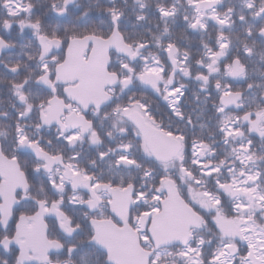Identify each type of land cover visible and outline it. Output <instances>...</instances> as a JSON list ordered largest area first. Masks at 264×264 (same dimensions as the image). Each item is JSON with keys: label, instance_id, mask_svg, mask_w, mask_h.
Returning <instances> with one entry per match:
<instances>
[{"label": "snow or ice", "instance_id": "obj_1", "mask_svg": "<svg viewBox=\"0 0 264 264\" xmlns=\"http://www.w3.org/2000/svg\"><path fill=\"white\" fill-rule=\"evenodd\" d=\"M0 264H264V0H0Z\"/></svg>", "mask_w": 264, "mask_h": 264}, {"label": "flooded vegetation", "instance_id": "obj_2", "mask_svg": "<svg viewBox=\"0 0 264 264\" xmlns=\"http://www.w3.org/2000/svg\"><path fill=\"white\" fill-rule=\"evenodd\" d=\"M163 102H161V104H162Z\"/></svg>", "mask_w": 264, "mask_h": 264}]
</instances>
